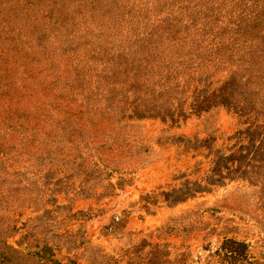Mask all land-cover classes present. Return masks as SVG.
<instances>
[{
  "label": "rangeland",
  "instance_id": "1",
  "mask_svg": "<svg viewBox=\"0 0 264 264\" xmlns=\"http://www.w3.org/2000/svg\"><path fill=\"white\" fill-rule=\"evenodd\" d=\"M101 1L0 0V163L5 167L0 168V207L16 225L5 240L22 257L2 264H264V166L243 165L250 172L241 177L231 162L233 178L208 182L219 151L237 152L263 136L264 86L247 98L245 93L232 98V107L222 99L200 107L196 93L203 87L213 91L230 76L205 60L179 79L183 93L174 101L184 114L176 108L164 118L91 112L87 103L100 100L87 88L81 92L67 84L73 72L63 47L79 33L76 22L84 24L82 32L103 34L111 51L112 35L135 34L144 21L173 23L172 29L181 28L193 42L201 37L204 49L229 33L221 29V38L205 36L221 33L209 28L218 17L202 0H107L125 4L118 10L101 9ZM135 14L141 28L128 20ZM67 50L85 55L84 45ZM112 65L117 72L119 64ZM200 74L205 80L194 79ZM118 78L115 73L104 81ZM234 89L238 94L240 86ZM76 100L85 109L65 115ZM58 116L82 124L88 136L58 131ZM248 158L257 165L251 154ZM187 181L206 190L171 203L167 194Z\"/></svg>",
  "mask_w": 264,
  "mask_h": 264
},
{
  "label": "trees",
  "instance_id": "2",
  "mask_svg": "<svg viewBox=\"0 0 264 264\" xmlns=\"http://www.w3.org/2000/svg\"><path fill=\"white\" fill-rule=\"evenodd\" d=\"M202 1L210 14L213 17H218L217 23L210 25L209 28L213 31L216 28L215 31L219 30L221 33L219 35L206 33L205 36L221 38L223 34L221 29H226L229 32L226 35L227 37H224L225 39L215 42V47L211 48L204 49L201 37L193 38V42L191 35L183 34L180 30L181 28L172 29L171 25L173 23L165 27L163 23L166 24V22L161 19V21H144L143 29H137L138 31L135 34L129 31V33L123 34L121 37L117 34L112 35L111 42L114 47L111 51L110 47L105 46L106 41L103 38V34H95L89 29H85L86 31L82 32L84 24L78 26L76 22L79 33L71 36L69 40L71 45L63 47V50L67 51L65 59L67 64H69L67 65L68 70L73 72L67 80L68 86L75 87L77 91L81 92H84L83 90L87 88L101 101H98L97 104L87 103L86 108L91 112H104L110 109V112L113 111L117 115L120 113L121 116L128 118H146L151 116L164 118L173 116L175 108L181 114H184L181 103L176 105L174 101L175 98H178L179 93H183L179 79L190 72L193 64H204L205 60H207L209 63L216 62L222 69H227L230 76L213 91L204 87L201 88L195 96V102L199 103L198 106H205V109H207L209 108V102L217 104L222 99L221 102L223 104L232 107V104L229 103L232 102L230 101L233 100L232 98L242 97V93H245L246 98L252 92L259 93L264 86V0ZM225 1L227 6H224ZM100 3L101 9L111 10L114 7L118 10L125 8V4L119 1L103 0ZM206 9L201 12L208 14ZM139 17L138 14H135L134 17H129L128 20L131 24H137L141 28L142 23L137 21L140 19ZM208 25V22H204L206 29ZM73 27L74 23L71 24L69 29L71 32H74ZM74 44H78L79 47L84 45L85 55L81 56L76 51L67 50V48H72ZM115 44H118L117 47H115ZM36 50L40 51V49ZM42 52L45 53V51ZM97 60L101 61L102 67H98V64L95 63ZM88 61V64L80 65L81 62L86 63ZM92 61L94 62L92 63ZM112 62L119 64L117 72L113 69L114 65H112ZM70 63L75 64L70 65ZM83 72L84 75L81 74ZM115 73H118V79L104 81L106 78H112ZM242 73L247 76L242 75ZM202 76L200 74L194 79L205 80ZM204 78H208L207 73ZM91 81L95 82V87L89 88L83 85L84 83L91 84ZM249 84L253 85H250L252 89L249 88ZM13 85H20V81H15ZM236 86H240L238 94L235 93L234 88ZM235 104L237 106V103ZM75 105L76 108L73 111L70 109L64 114L70 113L73 115V113L85 109L78 100H76ZM15 112H17L16 117L18 119H21L24 115L22 109H18ZM42 116L46 118L47 115L43 114ZM71 117L69 118L71 119ZM91 120V124L95 125L96 119L93 115ZM71 123V121H67L62 116H58L57 120L54 121V127L58 131H63L64 134L70 133V135H73L76 132V137L82 134V139H85V135L88 136L85 133V128L81 126L82 124L74 125L72 123L71 125ZM21 124L23 125L24 123ZM36 124H39V120H37ZM69 126L71 129H69ZM248 130L251 131V128ZM52 132L56 134L55 129L48 131V134L51 135ZM92 140L95 141L96 139L93 138ZM72 142L75 143V140L73 139ZM263 145L264 133L258 143L255 139H252L250 143L242 145L237 152L232 151L225 154L219 151L214 160L213 173L208 177L209 184L223 183L226 177L233 178V171H231L232 168L229 165L231 162L237 163L234 172L241 177L246 176L250 172V169L243 167V165L249 164L258 167L260 164L264 166V150L261 148ZM242 147L244 149L247 148V151L244 152ZM249 154H251V158L258 161L257 165H254L255 162L248 158ZM258 157L259 159H257ZM1 167L2 169L5 168L0 163ZM262 172L264 176V170ZM188 183L190 182L187 181L183 186L167 194L169 198H172L171 203L175 204L185 201L195 196L196 193L206 190V186L197 181L193 182L194 187ZM110 185L114 186L115 183L110 182ZM12 189L15 190L16 188ZM18 189L19 187L16 190ZM1 196L2 194H0ZM2 200L0 199V204ZM3 209V207H0V264L10 261V258L15 255L22 258L19 255L21 254L19 250L9 245L5 240L7 234L12 232L16 225L14 224V219L7 217Z\"/></svg>",
  "mask_w": 264,
  "mask_h": 264
}]
</instances>
